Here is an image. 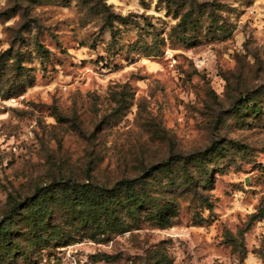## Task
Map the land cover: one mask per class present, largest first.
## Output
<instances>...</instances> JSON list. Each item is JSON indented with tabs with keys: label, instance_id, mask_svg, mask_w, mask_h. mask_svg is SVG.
Returning a JSON list of instances; mask_svg holds the SVG:
<instances>
[{
	"label": "rangeland",
	"instance_id": "rangeland-1",
	"mask_svg": "<svg viewBox=\"0 0 264 264\" xmlns=\"http://www.w3.org/2000/svg\"><path fill=\"white\" fill-rule=\"evenodd\" d=\"M8 217L0 264H264V0H0Z\"/></svg>",
	"mask_w": 264,
	"mask_h": 264
},
{
	"label": "trees",
	"instance_id": "trees-1",
	"mask_svg": "<svg viewBox=\"0 0 264 264\" xmlns=\"http://www.w3.org/2000/svg\"><path fill=\"white\" fill-rule=\"evenodd\" d=\"M222 150L223 149L216 148L213 151L220 152ZM207 153H208V151H203L202 153H199V154L195 155L194 157H188L185 159L186 160L185 162L192 161V163H194V164H200L201 161L204 160L205 156H207ZM178 161H179V158L176 157L174 159V164L178 163ZM123 189L126 192H130L132 189L131 183L129 181L125 182ZM112 196H114V195L108 194L107 196H105L103 192L97 191V192L90 194L85 201H82V199L78 200V199L74 198L71 200V202H72V204L81 206L80 215H81V217H83L85 223H89V222L91 223L92 221H94L99 216V214L97 213L95 208L94 209L89 208V205L92 204L93 201H95L97 199L101 200V206L99 209H101V210L104 209L105 213L109 216V218H111L112 220H115L114 212L108 209L109 202L111 201L110 198ZM45 199H46V195L42 194L41 200L38 202L32 203L30 205L28 211H27L28 218L31 220V222L33 223V226L36 230H40L42 228V226L45 225L46 219H48V209L44 208V206H43L45 204L44 203ZM77 200L79 201V204L73 203V202H76ZM130 201H132V203L129 204L126 208H128L130 210L129 211L130 215L134 216L136 214V211H138L140 209V207L143 205V203L138 202L135 195H132L127 199V202H130ZM9 203L14 205L12 212L9 215V216H11L13 214V212L20 206V204L17 203V199L14 198L12 195L9 196ZM84 210H89V212H87V215H85V216H84V214H85ZM156 216H157V220H156V217L154 215L156 222L160 225H164V222L166 221L165 217H163L164 214H161V215L157 214ZM13 224H14V222L12 221V219H10V217H8V221L6 224L0 223V246L2 248H4L6 251H7V246H8L7 243L11 242L12 236L14 234L13 230H11V226ZM9 252L11 254H13L12 252H14V254H17V251L15 253L14 249L10 250Z\"/></svg>",
	"mask_w": 264,
	"mask_h": 264
}]
</instances>
